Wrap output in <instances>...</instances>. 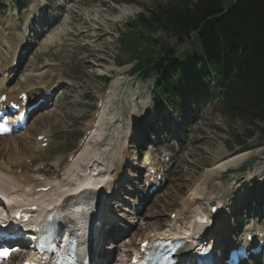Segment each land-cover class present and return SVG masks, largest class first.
Listing matches in <instances>:
<instances>
[{
	"label": "rangeland",
	"instance_id": "rangeland-1",
	"mask_svg": "<svg viewBox=\"0 0 264 264\" xmlns=\"http://www.w3.org/2000/svg\"><path fill=\"white\" fill-rule=\"evenodd\" d=\"M40 3L47 10L44 18L46 23H38V33L25 38L27 39L25 40L26 49L29 48L15 87L19 88L25 77H31L34 80V86L36 84L41 86L43 83L51 88L59 83L62 89L46 110L32 117L28 130L16 136L15 140L22 145V149L16 153L17 156L11 153L13 157H20L22 160L16 158L13 163L8 157V143L0 142V166L8 170L10 174L14 171L29 181L42 185L27 174L43 167L45 162L49 165H54L56 162L62 163V173H60L62 176L66 171L92 165L97 157H102L103 160L114 165V171L116 165L118 172V166H120L118 164L123 162L124 152L129 148L127 156L129 167L125 166V170L128 179L131 180L133 178L130 173L133 167L131 164L135 163L132 159L135 156L133 140H137L139 134L150 129L148 125L152 119L148 113L154 112L158 117L159 114L153 92L154 78L143 80L140 76L133 77L130 74L131 65L125 67L116 65L115 57L119 49L117 39L126 31L130 21L138 20L140 16H149L151 9L156 7L158 1L137 0L134 4L118 5L110 0H73L70 3H65V0H2L0 1V41L3 44L9 41L6 51L10 49L8 52H11L12 45H17L15 40L21 37L23 25L21 19L23 17L25 21L32 19L33 10L39 7ZM121 8L129 12V16L124 21L117 19ZM151 37L160 41L161 44L163 42L176 44V40L162 29L157 30ZM0 47L2 48L1 44ZM40 71L45 74L43 78L46 81H39L36 78L37 72ZM105 79L111 80L108 86L105 85ZM14 90L18 89L12 88L11 92ZM34 90L37 92L36 89ZM192 96L191 94L187 97L190 104ZM198 98V104L193 109L189 104L188 107H184L185 116L176 114L173 122L164 123V120L161 122L160 127L164 126L171 135L169 138L161 137L162 145L171 150L169 155L173 158L170 182L162 192L156 194L145 205L146 210L139 218L140 221L136 220L137 226L135 225L136 227L134 226L124 240L116 246L118 248L116 253H111L114 250L112 247L108 249L107 245L100 248L101 254L109 256L107 259L115 262L122 254L119 246L123 250L124 245L133 242L135 244L133 248H136L150 232L167 233L170 229H166V226L170 224L172 213H178L181 217L180 224L176 228H183L185 219L187 221L191 218V214L198 210V205L202 210L211 200L216 199L225 204L226 224L233 223L234 218H239L241 222L240 218L246 216L248 211L246 206L255 207L256 197H252L248 189L256 185V179L264 181V142L256 128L263 127L264 124L256 123L255 126H250L226 117L217 106L220 92L215 83L206 82L205 89L200 92ZM98 99L103 101L100 108H97ZM96 111L98 115H95ZM134 119L137 130L145 120L146 126L143 125L144 129L141 133L136 132L131 135V122ZM91 125L97 126L96 136L88 145L80 147V139L87 130L92 128L91 131L94 133L95 127ZM176 126L177 129H175ZM43 131H47L48 134L50 132L52 143L48 149L35 153L36 137ZM251 134L254 136L247 141L245 148L235 144L237 137L245 139V135ZM147 144L146 142L142 147L141 157L147 150ZM27 149L29 152L26 151ZM29 153L36 157L38 164L35 167L29 163L30 156H27ZM243 154L246 155L241 163L223 171L215 170L224 162ZM71 155L74 157L76 155L74 161H68ZM1 160L7 163L1 164ZM17 162L19 164H16ZM247 162H251L252 166L244 169ZM30 166L32 168L28 169ZM228 169L232 171V174L226 172ZM46 170L49 171L50 168ZM53 172L57 173V171ZM56 175H49V178L56 179ZM112 177L113 180H109L112 183L108 187L113 191L114 183L120 182V173ZM55 181L61 180L57 179L53 182ZM48 182L50 180L43 185ZM26 183L27 181L25 185ZM4 185H7L6 182ZM124 189H128L127 186ZM123 193V188L116 190L109 209L119 219L124 213L129 220L134 217L138 198L124 197ZM194 198L197 202L191 204L190 201ZM28 199L34 198L26 197V201ZM52 199L53 197H49L46 201ZM123 200L128 202L127 211L119 212L117 207ZM247 200L249 203L245 204ZM107 201L108 198L105 199L104 194L102 203L99 202L97 206L107 204ZM235 205L240 214L232 216L233 214L229 211ZM209 209L208 206L204 210ZM246 219L244 218V222ZM111 228L108 227V231ZM129 252L130 250L127 251Z\"/></svg>",
	"mask_w": 264,
	"mask_h": 264
},
{
	"label": "trees",
	"instance_id": "trees-1",
	"mask_svg": "<svg viewBox=\"0 0 264 264\" xmlns=\"http://www.w3.org/2000/svg\"><path fill=\"white\" fill-rule=\"evenodd\" d=\"M157 1L149 16L130 21L118 38V65H133L131 74L144 79L155 77L153 90L162 108L167 103L179 112L186 96H197L214 81L225 116L250 126L264 124V0ZM159 29L176 44L153 39ZM256 128L264 141V126ZM241 139L236 144L246 146Z\"/></svg>",
	"mask_w": 264,
	"mask_h": 264
},
{
	"label": "bare ground",
	"instance_id": "bare-ground-1",
	"mask_svg": "<svg viewBox=\"0 0 264 264\" xmlns=\"http://www.w3.org/2000/svg\"><path fill=\"white\" fill-rule=\"evenodd\" d=\"M67 1L70 3L73 0H67ZM39 12H41V9L39 10ZM128 16H129L128 10H126V9L124 10V8L119 9V15L117 16V19L119 18V20L122 19L124 21L125 19H127ZM42 21L45 22L44 19ZM25 43H26V41H25ZM7 44H9V43H7ZM26 46L27 45H23V43H21L19 45L13 44L12 47H11V52H8L6 54L3 52L2 48L0 47V88H2V89L5 88V91L9 94V97L12 98V99H16L17 96H18V94L21 91L24 92L26 90H29L30 91L31 96L33 98H36L37 97V93L34 90L35 89L34 88L35 86L33 85V83H34L33 78H31V77H28V78L25 77V79L23 80L24 82L21 80L23 82V84L21 83L22 85L20 84V87L19 88H16L15 86H14L15 87L14 88V87H12L14 85V83H13L12 86H10V80H8L7 77H6L7 72L10 70L9 68L11 66V63L15 60L16 54H18V53L20 54L21 51H23V50L25 51V54H27L28 48L26 49ZM42 71L37 72L38 75L36 76V78L39 79V81H43L44 80V78H43L44 76L43 75H45V74ZM32 77H34V76H32ZM16 79H17V77H16ZM16 79H15V81H16ZM44 81H46V79ZM28 86H30L29 87L30 89H28ZM39 86H40V84H39ZM41 86L45 87V85H43V83L41 84ZM12 88L13 89H18V90H14L13 92H11ZM150 114H153V112L150 113ZM91 129L92 128H90V131H91ZM94 130L95 131H94V133H92V136H95V134L97 132V128L95 127ZM137 131L138 130H137V127H136V120L134 119L131 122V135H133ZM15 138H16V136H13V138H11V137H9V138H7V137L0 138V142L1 143H8V151H9V153L8 152L7 153H8V157L11 158V160L13 161V163H15L16 158H17V160H22L20 157H16V158L13 157L14 155L12 154V153H15V155L17 156L16 153H19L21 151V149H22V145L19 142H16ZM4 145H6V144H4ZM128 155H129V148H128V150L126 152H124L123 162H121V164L120 163L118 164L120 166L117 165L118 166V172L120 173V177H119V181L120 182L122 181V177H123L124 171H126L125 170V166H127V164L125 162L126 160L124 161V158H126ZM245 155L246 154H243V155L237 156L236 158H233L231 160H228V161L224 162L223 164L219 165L217 168H215V170H221V171H223V170H226L227 168H229L231 166H234V165L238 164L239 162L241 163V160L243 161V159L245 158ZM10 163H11V161H10ZM16 164H19V163L17 162ZM8 166L10 167L9 164H8ZM12 173H14V174H12ZM12 173L10 174V172H8V170H6L4 167L0 166V191L3 192L4 195L11 197V199H12V208H17L19 205L24 204L26 202V197H32V194H34V192L36 190H38L39 188H45V187H48V186H52V190L50 191L49 194L52 195L53 199H52V201H51V203H50V205L48 207L53 206L55 208H57V207L62 208V210L64 211V213L66 215V218L70 222H72L73 220H75V215L76 214L84 216V215H87L93 209H95V213L99 214L100 215L99 218L102 219L101 220V226L102 227L99 229L100 232H102V228L104 226H111L112 227L108 232H104V231L102 232V238H101V241H100V246L102 247V246L107 245L109 243L110 233H111V238H112V236H114L113 235L114 234L113 231L114 230L116 231V229L114 228V227H116L114 225V223L116 222V219H114V215L111 212H108V210H106L107 207H108L107 204L110 205V201L108 200L109 202L107 201V204H102L100 206H97V204L99 202L102 203V201H103L102 194L101 195H97L94 190L90 189L89 187L86 188L87 190L84 192V194L91 195V198H90L89 202L86 205H84V206H82V208L76 210V208L74 207V204H75V202H76L75 200H77V197L78 196H73L70 193V187H69V185L66 184L67 181H63V180H61L60 182H57V181H55V182L52 181L51 182L50 181L46 185H38L36 182L29 181L24 176H20L19 174L15 173L14 171ZM115 176H117V174ZM27 178H29V177H27ZM112 178L113 177H111V179ZM25 181H27L26 185H25ZM5 182H6L7 185H4ZM114 194H115L114 190L112 191L110 189V187H106V189H105V199L108 198L110 195H112V199H113L114 196H115ZM193 194H195V193H193ZM134 195L135 194H132V196H134ZM40 196H42V195L39 194V195L33 196V198H34L33 200H38L40 198ZM46 197H48V195L47 196H43V200ZM201 197H202V195L199 196V200H201ZM112 199H111V201H112ZM195 201L197 202V199L194 198V199H192L190 201V203L192 204ZM196 204H198V203H196ZM188 206H191V205H188ZM199 206L200 205H198L197 209L198 210H201V209H199ZM207 207H208V205H206V209H207ZM209 207H210V205H209ZM0 208H5L2 200H0ZM12 208H10V209L7 208V210H11ZM144 210H146V206L145 205H144V208H143L142 212L138 216H141L143 214ZM202 210H204V209H202ZM137 211H138V209H135V213H134L135 215H136V212ZM205 211H207V210H205ZM235 212L237 213L238 211L236 210ZM126 218H128V216H126ZM139 218L140 217H137V218H134L133 217L132 219H129V221H130V223H132V221H133V223H137V222L140 221ZM136 220H138V221L136 222ZM122 222L123 223H127L124 219L122 220ZM128 225H130V224H128ZM136 226H137V224H136ZM177 230H180V229H174V230H171L170 229V230L167 231V233L161 232L163 234H161V233H158V234H160V236H164V235H167V234H169L171 232H174V231H177ZM205 233H207V230H202L200 232L201 235H203ZM103 238H105V239L103 240ZM131 245H133V244H131ZM107 246H108L107 247L108 249H109V247H112L113 250H114V253H116V251L118 250V248L116 247V245H113L112 246V245L108 244ZM112 248H110V250H112ZM119 251H121L120 246H119ZM122 254L124 256H126L127 251L123 252ZM99 257H100V263L101 264H104L105 259H106L105 258V255L99 253ZM84 260H85V258H82L81 259V262L83 263ZM119 263H122L123 264V261H120Z\"/></svg>",
	"mask_w": 264,
	"mask_h": 264
},
{
	"label": "water",
	"instance_id": "water-1",
	"mask_svg": "<svg viewBox=\"0 0 264 264\" xmlns=\"http://www.w3.org/2000/svg\"><path fill=\"white\" fill-rule=\"evenodd\" d=\"M247 167H250L251 166V163H247V165H246Z\"/></svg>",
	"mask_w": 264,
	"mask_h": 264
},
{
	"label": "snow or ice",
	"instance_id": "snow-or-ice-1",
	"mask_svg": "<svg viewBox=\"0 0 264 264\" xmlns=\"http://www.w3.org/2000/svg\"><path fill=\"white\" fill-rule=\"evenodd\" d=\"M5 255H7V253H5Z\"/></svg>",
	"mask_w": 264,
	"mask_h": 264
}]
</instances>
